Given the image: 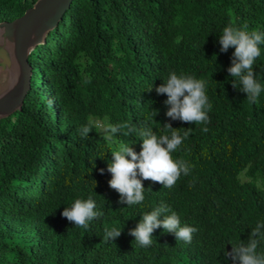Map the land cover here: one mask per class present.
<instances>
[{
    "label": "trees",
    "instance_id": "16d2710c",
    "mask_svg": "<svg viewBox=\"0 0 264 264\" xmlns=\"http://www.w3.org/2000/svg\"><path fill=\"white\" fill-rule=\"evenodd\" d=\"M34 1L0 0V21ZM229 24L264 32V0L71 1L28 54L30 85L20 109L0 118V264H232L226 245L231 251L247 242L264 221V91L251 103L232 87L234 48L221 52L219 44ZM260 47L254 71L264 85ZM173 71L206 81V123L166 116L167 95L155 89ZM89 121L94 130L85 139L78 129ZM100 122L128 123L134 131L115 143L137 153L141 128L170 134V123L181 136L191 129L173 153L189 175L171 189L143 180L142 204L119 203L107 170L115 148L99 134ZM89 196L102 215L86 230L61 213ZM162 202L198 229L191 243L162 227L149 247L129 235ZM112 226L121 235L105 240Z\"/></svg>",
    "mask_w": 264,
    "mask_h": 264
},
{
    "label": "clouds",
    "instance_id": "9594fccd",
    "mask_svg": "<svg viewBox=\"0 0 264 264\" xmlns=\"http://www.w3.org/2000/svg\"><path fill=\"white\" fill-rule=\"evenodd\" d=\"M219 44L221 52L234 48L231 66L227 69L230 77L233 78L232 87L239 88L247 94L246 98L249 102L256 103L261 92L264 91V85L256 78L254 71V64L261 55L260 46L264 45V32L249 31L247 24H229L219 35ZM163 81L155 90L157 94L167 95L164 101L167 117L188 124H202L208 121V112L212 105L206 95V81L190 74H177L175 71L170 72ZM151 90L152 87L148 89ZM93 124L94 121H89L78 129L79 135L88 138V134L94 130ZM97 127L103 139L111 143H115L118 134L129 136L134 131L128 123H108ZM164 128L170 134L158 135L152 128L139 129V137L142 141L139 153L129 144L123 143L110 151L112 161L108 164L107 170L111 173V179L108 183L119 193V203L127 206L142 204L146 190L143 180L158 182L163 188L171 189L182 174L189 175L188 163L183 159H174L173 153L178 150L191 129L184 131L181 136L179 128H173L170 123H165ZM124 129L128 131L123 132ZM100 171L103 174L104 170ZM96 207V202L91 196L87 199L78 198L70 207H65L61 215L75 227L87 230L90 222L102 215ZM161 227L165 232L174 234L177 241L186 243H191L193 233L198 231L195 227L182 224L178 214L162 202L150 212H145L136 227L129 231V235L134 237V241L140 247H149L153 243L154 230ZM121 232L122 228L106 227L104 239L114 241ZM262 242H264V221L257 222L251 229L247 242L240 240L231 244V251H225V257L231 259L232 264H264V252L258 251Z\"/></svg>",
    "mask_w": 264,
    "mask_h": 264
},
{
    "label": "water",
    "instance_id": "95a60500",
    "mask_svg": "<svg viewBox=\"0 0 264 264\" xmlns=\"http://www.w3.org/2000/svg\"><path fill=\"white\" fill-rule=\"evenodd\" d=\"M72 0H35L17 18L0 21V118L19 110L29 89L28 54L45 40ZM226 251L230 252L226 245Z\"/></svg>",
    "mask_w": 264,
    "mask_h": 264
},
{
    "label": "rangeland",
    "instance_id": "374dc122",
    "mask_svg": "<svg viewBox=\"0 0 264 264\" xmlns=\"http://www.w3.org/2000/svg\"><path fill=\"white\" fill-rule=\"evenodd\" d=\"M98 125H106L104 122H100L98 123ZM100 130V129H99ZM112 147L116 148L117 144L116 143H111V142H108ZM242 179H245L246 177L244 175H242L241 177Z\"/></svg>",
    "mask_w": 264,
    "mask_h": 264
}]
</instances>
